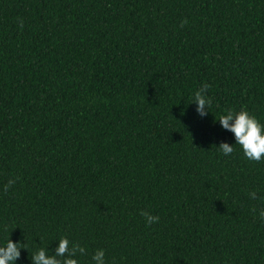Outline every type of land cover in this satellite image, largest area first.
Here are the masks:
<instances>
[{"label": "trees", "instance_id": "1", "mask_svg": "<svg viewBox=\"0 0 264 264\" xmlns=\"http://www.w3.org/2000/svg\"><path fill=\"white\" fill-rule=\"evenodd\" d=\"M0 264H264V0H0Z\"/></svg>", "mask_w": 264, "mask_h": 264}]
</instances>
